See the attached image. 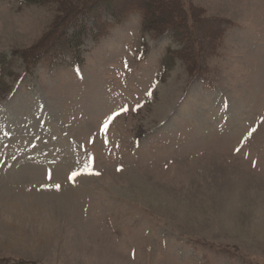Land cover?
Listing matches in <instances>:
<instances>
[{
  "label": "rangeland",
  "instance_id": "obj_1",
  "mask_svg": "<svg viewBox=\"0 0 264 264\" xmlns=\"http://www.w3.org/2000/svg\"><path fill=\"white\" fill-rule=\"evenodd\" d=\"M160 1L0 0V264H264V0Z\"/></svg>",
  "mask_w": 264,
  "mask_h": 264
},
{
  "label": "trees",
  "instance_id": "obj_2",
  "mask_svg": "<svg viewBox=\"0 0 264 264\" xmlns=\"http://www.w3.org/2000/svg\"><path fill=\"white\" fill-rule=\"evenodd\" d=\"M27 1H34V2H36V1H43V0H27ZM129 2H130V4L131 5H135V9H133V10H137V11H139L140 12V14H141V20H142V25L145 27V29L146 30H155V31H158V30H160L161 32H163V31H165V30H170V32H171V35L173 36V38H175L176 40L177 39H179V36H180V34H181V29H180V27L179 26H176L175 25V23H168V25H167V27L164 29V26L163 25H160L159 24V20H161V18L159 19V20H157V18L155 17V14L156 13H154V10L156 11V12H159V13H161L162 14V12H163V3L160 1V0H138V1H132V0H129ZM126 6H128L127 4L125 5V7ZM67 10H68V8H67ZM74 11V10H73ZM73 11L71 12L72 13V15H73ZM87 11H88V9H87ZM66 12V11H65ZM71 13H69L68 14V16L70 17V14ZM67 14V13H66ZM77 14V13H76ZM75 14V15H76ZM160 14V15H161ZM67 16V17H68ZM72 18V17H71ZM68 20V19H67ZM166 23V22H165ZM101 24H106V23H101ZM162 27V28H161ZM164 29V30H163ZM159 31V32H160ZM160 32V33H161ZM81 34V33H80ZM78 35H79V31H74V35H73V38L75 39L74 40V42H72L73 44H75V46H77L78 44H79V42H76V40L77 41H79V38H78ZM55 38V37H54ZM54 38L52 39V40H54ZM68 43V42H67ZM69 44V43H68ZM61 48H63V49H71L72 48V46H70V44H69V47L68 46H66V47H61ZM62 50H60V47L58 48V52H61ZM71 51V50H70ZM33 52V51H32ZM65 52V51H64ZM31 53V52H30ZM22 54V56H25V58H26V60H28L29 59V63L32 65L33 63H35L36 62V60H38L39 59V56H42V52L40 51V52H37V53H35V54ZM39 53V54H38ZM41 54V55H40ZM58 53H55V54H53V56L54 57H57L58 55H57ZM50 58V57H49ZM49 58L47 57V58H43V57H41V60H49ZM39 61H40V59H39ZM43 61V62H44Z\"/></svg>",
  "mask_w": 264,
  "mask_h": 264
},
{
  "label": "snow or ice",
  "instance_id": "obj_3",
  "mask_svg": "<svg viewBox=\"0 0 264 264\" xmlns=\"http://www.w3.org/2000/svg\"><path fill=\"white\" fill-rule=\"evenodd\" d=\"M125 111H127V108L122 107V108L119 110V112H114V113L112 114V116L108 117V118L104 121L103 129L106 131L109 122H110L115 116H118V115L120 114V112H125ZM249 135H251V133H249ZM237 151H240V149H237ZM71 175H72V177H75V176L78 175V173H77V172H73ZM57 187H59V185H57Z\"/></svg>",
  "mask_w": 264,
  "mask_h": 264
},
{
  "label": "bare ground",
  "instance_id": "obj_4",
  "mask_svg": "<svg viewBox=\"0 0 264 264\" xmlns=\"http://www.w3.org/2000/svg\"><path fill=\"white\" fill-rule=\"evenodd\" d=\"M4 201H5V203H6V202H8V201H6V200H4ZM6 204H8V205H9V202H8V203H6Z\"/></svg>",
  "mask_w": 264,
  "mask_h": 264
}]
</instances>
